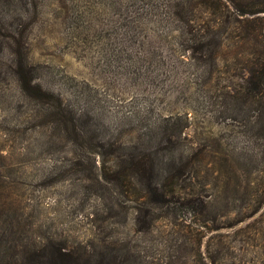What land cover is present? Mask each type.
Segmentation results:
<instances>
[{
	"label": "rangeland",
	"instance_id": "rangeland-1",
	"mask_svg": "<svg viewBox=\"0 0 264 264\" xmlns=\"http://www.w3.org/2000/svg\"><path fill=\"white\" fill-rule=\"evenodd\" d=\"M178 1L0 0V264L45 246L264 264V87L245 83L264 0H219L189 27L167 11ZM203 34L215 62L185 50ZM154 151L180 165L156 198L131 167Z\"/></svg>",
	"mask_w": 264,
	"mask_h": 264
},
{
	"label": "trees",
	"instance_id": "trees-1",
	"mask_svg": "<svg viewBox=\"0 0 264 264\" xmlns=\"http://www.w3.org/2000/svg\"><path fill=\"white\" fill-rule=\"evenodd\" d=\"M225 1L232 2L231 0ZM217 2H219V0H179L176 4H169L167 11H169V15L177 22L183 26L189 27L191 23L194 24L196 23L195 21L201 18L199 17L200 13L207 16L216 15L218 13L217 8L219 6L217 5ZM260 10L261 12H264L263 9ZM198 11L199 14L197 13ZM238 16H241V14H238ZM214 21L215 20H208L202 23V25H204V27L209 30L210 23H214ZM245 33L252 34V39L257 37V35L252 30L245 31ZM195 37L196 36L193 35L192 39L186 41V43L189 45H187L185 50L189 51L191 54L198 53L199 58L202 56L204 59L207 58L215 62L216 50L220 46L221 42H217L218 39H216V42H210L212 36H207L205 34L199 36L200 39H196L197 37ZM183 52L184 51H182V53ZM182 53L180 51L179 55L183 56L184 54ZM245 83L249 94H258L260 91V88L258 89L260 83L261 87H264V60H262V62L255 63L254 67L249 69L248 78ZM162 142L163 141H161V143ZM179 166V162L174 161L173 159H163V157H159L155 151L152 153H147L144 156L138 155L136 161L131 165V167L134 168V173L138 179L145 178L147 188H149V195L153 198L164 194L161 191L164 190V188L169 184L156 181L155 178L158 177L162 178V181L171 182L169 184L171 186L173 181L172 177H176L177 174H179ZM40 250L41 255H43L42 259L40 262L35 264H94L95 262L91 256H76L73 254V252L65 251L62 247L55 246L50 248L45 246ZM34 253H30L29 256L31 259L29 260L28 264H34L33 259L37 256V253H35V255ZM98 260L102 261L101 258ZM97 264H101V262H97ZM118 264H121V262H118Z\"/></svg>",
	"mask_w": 264,
	"mask_h": 264
}]
</instances>
